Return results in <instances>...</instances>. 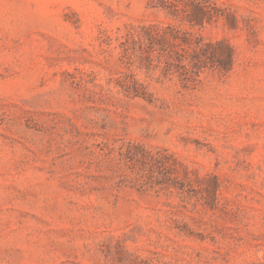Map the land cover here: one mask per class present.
Listing matches in <instances>:
<instances>
[{
    "label": "rangeland",
    "instance_id": "rangeland-1",
    "mask_svg": "<svg viewBox=\"0 0 264 264\" xmlns=\"http://www.w3.org/2000/svg\"><path fill=\"white\" fill-rule=\"evenodd\" d=\"M0 264H264V0H0Z\"/></svg>",
    "mask_w": 264,
    "mask_h": 264
},
{
    "label": "trees",
    "instance_id": "trees-1",
    "mask_svg": "<svg viewBox=\"0 0 264 264\" xmlns=\"http://www.w3.org/2000/svg\"><path fill=\"white\" fill-rule=\"evenodd\" d=\"M228 58H229L230 60L233 59V51H232V49H228Z\"/></svg>",
    "mask_w": 264,
    "mask_h": 264
}]
</instances>
